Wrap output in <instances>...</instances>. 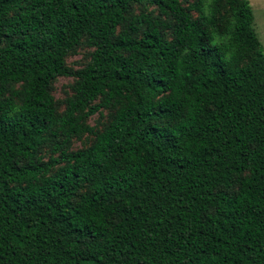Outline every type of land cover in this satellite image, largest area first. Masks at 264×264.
<instances>
[{"label":"trees","instance_id":"obj_1","mask_svg":"<svg viewBox=\"0 0 264 264\" xmlns=\"http://www.w3.org/2000/svg\"><path fill=\"white\" fill-rule=\"evenodd\" d=\"M254 23L250 0H0V264H264Z\"/></svg>","mask_w":264,"mask_h":264},{"label":"rangeland","instance_id":"obj_2","mask_svg":"<svg viewBox=\"0 0 264 264\" xmlns=\"http://www.w3.org/2000/svg\"><path fill=\"white\" fill-rule=\"evenodd\" d=\"M186 4L188 1L192 0H183ZM251 5L254 9L255 13V29L259 35L260 40L263 43L264 46V0H250ZM150 9H155V6L149 5ZM135 11L139 12L140 6H135ZM93 49L89 47L88 45H82L80 46L77 51L72 53L68 57V64H70L75 69H78L85 65L89 59H90V53ZM74 83V77L69 76H62L59 77L53 84V94L55 98L58 101V108L59 110H63L65 107V99L69 95L72 94V84ZM110 114L108 110H104V114L102 117H100V114L97 113L93 116H91L86 122L89 125L96 126L99 128H102L104 124L109 120ZM94 135L92 134H84L81 138H74L72 148H85L92 144L94 141ZM43 153L46 155V159L49 158L50 150L49 148H45L43 150Z\"/></svg>","mask_w":264,"mask_h":264}]
</instances>
